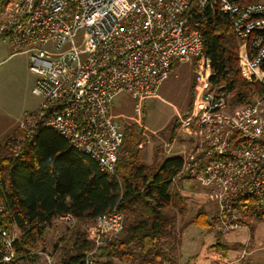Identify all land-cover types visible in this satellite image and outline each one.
Masks as SVG:
<instances>
[{
	"label": "built area",
	"instance_id": "1",
	"mask_svg": "<svg viewBox=\"0 0 264 264\" xmlns=\"http://www.w3.org/2000/svg\"><path fill=\"white\" fill-rule=\"evenodd\" d=\"M207 11L230 22L243 78L264 85V1L0 0V37L13 51L29 54L28 70L35 77L31 94L39 100L19 123L23 139L41 125L112 174L124 139L110 112L113 99L126 94L141 101L157 93L174 65L201 59L195 16ZM205 75L200 105L193 103L180 121L189 141L174 183L207 189L216 229L224 235L264 219V91L250 104L231 108L211 90L208 71ZM134 111L140 115L138 104ZM123 221L118 211L97 217L94 227L107 240L95 241L86 264L99 246L122 232ZM56 222L68 229L76 225L70 215ZM15 237L0 228V264L16 258Z\"/></svg>",
	"mask_w": 264,
	"mask_h": 264
},
{
	"label": "trees",
	"instance_id": "2",
	"mask_svg": "<svg viewBox=\"0 0 264 264\" xmlns=\"http://www.w3.org/2000/svg\"><path fill=\"white\" fill-rule=\"evenodd\" d=\"M234 1L242 5L262 0ZM195 20L211 90L225 97L231 108L250 104L263 93L264 85L242 77L238 41L230 22L219 12L212 15L209 11L197 14ZM179 126L180 120L175 119L170 132ZM137 130L135 124L124 129L112 174L101 171L96 160L41 125L24 139L18 127L0 141V228L16 233L12 245L16 258L7 264H39L48 245L46 236L59 216L70 215L77 225L89 224L113 211L123 215V230L97 248L90 264H176L175 213H184L185 207L174 180L182 159L176 156L155 165L144 163ZM77 225L67 227L53 243V251L61 246L54 264H86L95 241L107 240L95 227ZM187 225L213 232L217 240L223 236L216 231L215 216L205 211L196 213ZM209 251L220 253L218 264L234 262L227 258L230 248L219 241ZM2 255L0 250V260ZM242 258L240 264L245 261Z\"/></svg>",
	"mask_w": 264,
	"mask_h": 264
},
{
	"label": "rangeland",
	"instance_id": "3",
	"mask_svg": "<svg viewBox=\"0 0 264 264\" xmlns=\"http://www.w3.org/2000/svg\"><path fill=\"white\" fill-rule=\"evenodd\" d=\"M82 41L83 35H80L79 43ZM11 49L8 40L0 37V141L18 128L19 123L37 109L39 102L31 94V87L28 89L29 78L21 69L23 57H9ZM203 61L201 58L191 64L174 65L157 93L144 97L141 101L134 102L126 94L113 99L110 112L123 131L132 124L138 128L136 133L142 138L139 150L144 163L155 165L164 158L181 156L186 151L189 139L179 128L171 133V125L175 119H184L192 111L193 103L200 105L204 82L207 80L205 72H210L204 68ZM251 81L255 80L248 82ZM136 104L139 105L140 115L134 111ZM174 187L182 196L185 207L184 213H175L174 231L179 238V243L176 240V264H218L222 261L220 253L213 254L209 251L218 241L230 248L227 258L234 261L233 264L241 263L243 251H246L242 256L245 260L243 264H246V259L249 264H264V219L249 223L248 230H236L217 240L215 233L187 225L199 211H205L211 217L214 215L215 206L207 201V189L187 182L174 183ZM172 215L174 210L171 211ZM94 225L95 223H79L77 226L94 228ZM67 230L65 225L53 223L46 236V252H41L39 264H48L46 256L49 257L50 264L56 262L61 246L53 251V243Z\"/></svg>",
	"mask_w": 264,
	"mask_h": 264
},
{
	"label": "crops",
	"instance_id": "4",
	"mask_svg": "<svg viewBox=\"0 0 264 264\" xmlns=\"http://www.w3.org/2000/svg\"><path fill=\"white\" fill-rule=\"evenodd\" d=\"M16 56H22L23 57V61L21 62V69H22V71H25L26 72V77L29 78L28 89L31 87L30 90H32L33 85H34V81H35V77L28 70V66H29V54L28 53H17L15 51H13V49H11V52H10V56L9 57H16Z\"/></svg>",
	"mask_w": 264,
	"mask_h": 264
}]
</instances>
